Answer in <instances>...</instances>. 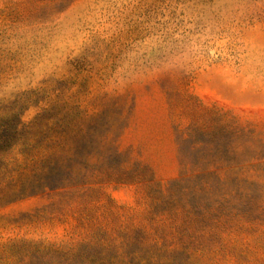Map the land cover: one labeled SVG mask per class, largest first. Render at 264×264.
I'll return each mask as SVG.
<instances>
[{
  "label": "rangeland",
  "instance_id": "rangeland-1",
  "mask_svg": "<svg viewBox=\"0 0 264 264\" xmlns=\"http://www.w3.org/2000/svg\"><path fill=\"white\" fill-rule=\"evenodd\" d=\"M0 264H264V0H0Z\"/></svg>",
  "mask_w": 264,
  "mask_h": 264
}]
</instances>
